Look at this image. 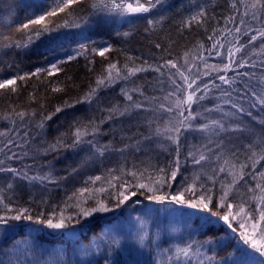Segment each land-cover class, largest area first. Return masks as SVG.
<instances>
[{"label": "snow or ice", "instance_id": "6c2138e0", "mask_svg": "<svg viewBox=\"0 0 264 264\" xmlns=\"http://www.w3.org/2000/svg\"><path fill=\"white\" fill-rule=\"evenodd\" d=\"M166 3L45 0L42 6H32L34 11L16 28L17 32L27 30V40L5 37L10 42L3 47L26 49L61 28L101 27L116 17L127 23L147 19L151 29L164 19ZM196 8L181 21L183 27H200L208 21L207 6ZM228 9L223 27L213 28L206 37L210 46L198 42L195 54L184 53L183 63L165 59L137 65L129 55L131 63L109 62L80 98L65 102L39 121L34 119L35 112L27 111L4 117L12 126L0 130V264H119L117 250L126 251L130 245H154L167 264H264V0H229ZM57 11L66 14L63 24L30 28ZM87 50L88 45L81 44L78 55ZM111 50L112 45L102 42L92 52L104 56ZM213 56L220 62L210 64ZM75 58L68 56L67 60ZM64 63L58 60L24 73L13 71L12 65L7 74L0 69V94H17L18 81L41 73L50 76L62 71ZM148 72L157 74L150 82L151 91L148 86L135 85L134 79ZM129 82L135 86L125 87ZM118 85L122 99L101 107L105 104L101 93ZM52 90L63 91L59 86ZM78 104L95 107L100 115L75 118L70 137L61 134L54 143H37L47 121ZM68 150L84 155L60 176L55 162L60 152ZM41 155H52L53 160L37 163ZM162 155L170 159L161 162ZM26 158L33 163L24 164ZM14 162H20L19 166H13ZM96 164L99 174L88 176L82 187L62 200L51 199L55 188ZM140 197L168 207H145L134 218L130 213L122 221L106 222L107 226L100 223L101 214L122 206L135 212L143 204ZM177 206L193 210L180 214L188 220L195 215L199 220L195 234L204 238L196 239L189 232L183 246L163 248L157 242L167 226L159 214L175 212ZM220 222L224 235L217 234L215 226ZM22 229L25 235L17 238ZM238 231V240L261 259L241 248L217 259L216 249L222 251L225 239L231 240ZM41 238L56 243L45 246ZM69 247L72 256L66 260ZM205 250L214 254L206 255Z\"/></svg>", "mask_w": 264, "mask_h": 264}, {"label": "trees", "instance_id": "16d2710c", "mask_svg": "<svg viewBox=\"0 0 264 264\" xmlns=\"http://www.w3.org/2000/svg\"><path fill=\"white\" fill-rule=\"evenodd\" d=\"M45 0H0V69L4 74L8 72V66L12 65L13 71L20 73L32 72L35 68H45L52 57L65 58V63L61 65L62 71L55 72L52 75L41 73L39 77L32 76L25 82H17L19 87L18 93L10 97H5L0 94V130L5 126L11 127L9 121L4 119L13 111H27L29 113L35 112L34 119L41 120L44 116L53 113L55 109L64 106L65 102L69 104L74 103L76 99L80 98L85 91L88 90L89 85L95 83L96 77L102 72L109 62H119L118 66L124 63H131L127 61V56L135 58V63L140 65L144 60L150 64L163 63L165 59H180L183 63V55L186 51L195 54L198 42H203L206 46H210V41L206 39L211 34L213 28L223 27V16L228 14L229 0H167L164 6V19L160 21L154 28H149L147 19H133L132 23L124 22L120 17H116L114 21H110L107 25L96 27H81V28H61L59 32H53L50 35L41 36L30 47L24 49H6L4 44L9 43L5 37H10L12 40L26 41L27 36L25 31L17 32L16 28L26 21V18L34 11L32 6H42ZM196 5H206L209 13V19L203 26H196L193 24L191 28L183 27L181 21L189 14L197 11ZM66 18L65 13L57 11V14L52 17H45V20L40 25H30V28L54 27L57 24H63ZM159 20V17H151ZM125 32L129 35H123ZM102 42L112 45V50L100 56L92 52L93 48L102 46ZM159 43L161 48L157 49L155 45ZM88 45V50L83 55H78L80 52V45ZM258 48V43H257ZM207 53H205V56ZM68 56H75L71 61L67 60ZM208 62L210 64H217L220 58L211 57ZM247 70V69H243ZM242 70V71H243ZM157 74L139 73L135 79V85L148 86L151 91L150 82ZM231 75V73H229ZM71 77V79H68ZM218 82V81H217ZM131 82L127 83L125 87L135 86ZM61 87L63 91L55 92L54 87ZM159 94V93H154ZM101 98L105 101L106 106L109 101L121 100L119 95V85L114 89H109L101 93ZM99 116L100 112L95 108H89L87 104H78L75 108H66L65 111L55 115L51 120L46 122L44 135L39 137L40 140L47 143H54L61 134L65 137H70L73 131L72 123L75 118H85L89 116ZM258 127V126H257ZM36 129H33V135H36ZM80 155H77L71 150L62 151L58 154L59 159L56 160L55 166L58 170V175L64 176L68 171L80 160ZM31 155V154H30ZM167 158V157H166ZM53 160L52 155H41L37 159V163H44ZM161 161V160H160ZM24 164H32L31 158H26ZM155 163V162H153ZM20 162H14L13 166H19ZM264 164V161H261ZM111 166V164H110ZM259 168V165H258ZM100 168L86 169L80 175L74 178L70 177L59 188H55L52 192L51 199L53 201H60L66 195H70L72 191L83 186V181L90 175L99 174ZM27 195L22 194V199L27 200ZM144 206H153L155 209L168 206H162L154 202L143 200ZM128 207L122 206L120 209H115L111 213L101 214L103 219L101 224L107 226L106 222L113 220H124L129 217ZM190 209H179V214L175 221L179 223H189L196 228L199 224L195 215V220L191 223L186 217L181 216V212H190ZM29 223V222H22ZM130 226V225H126ZM34 227H41L34 225ZM132 227V226H130ZM218 235H224L225 228L223 223L216 224ZM25 235V230H21V238ZM39 238V234H34ZM232 234L229 233V236ZM239 231L235 234L232 242L226 245L223 250L217 251L220 257L226 256L228 253H235L236 248H241L247 252L252 253L257 259H261L258 253H254L252 249L239 241ZM203 236H198L197 239H203ZM87 243V239L83 241ZM41 243L45 246H52L56 241H44L41 238ZM115 259L119 264H130L121 250H117ZM214 253H209L211 256ZM148 255V258H147ZM147 255L145 257L146 264H152L153 248H147ZM72 250L69 247L65 254V259H70ZM152 258V259H151ZM150 260V263L148 262ZM161 264H167L163 260Z\"/></svg>", "mask_w": 264, "mask_h": 264}, {"label": "rangeland", "instance_id": "374dc122", "mask_svg": "<svg viewBox=\"0 0 264 264\" xmlns=\"http://www.w3.org/2000/svg\"><path fill=\"white\" fill-rule=\"evenodd\" d=\"M58 60H66L65 58H54L52 57V59L50 60V62H56ZM50 62L46 65V67H48V65L50 64ZM255 131L256 133H260L261 130L259 127H255ZM190 142L191 141V137L189 138ZM253 140H256V137L254 136L252 138ZM84 153L81 155L83 156ZM167 155H162L160 157L161 162H164L167 159H170L169 157H167ZM81 159V157H80ZM80 161V160H79ZM155 162V161H153ZM110 166V164L108 165ZM100 168L99 164L93 165V166H89L88 169L91 168ZM190 174V173H189ZM0 176H2V174H0ZM0 183H2V180H0ZM146 208H151V209H155L153 206H144L143 204L141 206L137 207V210L135 212H133V210L131 208L128 209V213H131V216L134 218L136 215H138L140 212L144 211V209ZM178 212H161L159 214V219L167 226L166 230L162 232L160 239L157 243H159L161 245V247L163 248H167L169 246H174L175 244H180L181 246H183V243L188 240V233L192 232L193 235L195 236V238L197 239V237L199 235L195 234V228L192 226L193 224H189V223H179L177 221H175V218L178 216ZM195 216H192V221L191 223L195 220ZM199 222V220H198ZM189 225H191V227H189ZM126 229L129 231H136V229L134 227H128L126 226ZM176 229H178V231H175ZM233 237L231 238V240L229 239H225L224 241V245H229L232 242ZM165 241H167V243H165ZM147 243V242H146ZM147 248H140L138 245H130L128 247V249L126 251H122L124 253V255L126 256V258L129 260L130 264H146L145 262V257L147 255ZM153 248V263L152 264H161L163 262V260H166L165 257H162L158 250L155 249V246H152ZM220 249L217 248L216 251H219ZM233 250H237V248L235 247ZM206 251V250H205ZM209 253H213L210 251H206V255H208ZM148 258V255H147ZM148 262L150 263V260L148 259Z\"/></svg>", "mask_w": 264, "mask_h": 264}]
</instances>
